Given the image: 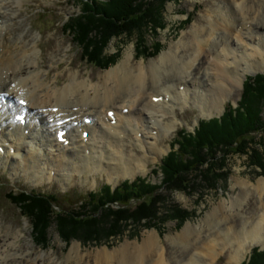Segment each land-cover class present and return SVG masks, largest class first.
Masks as SVG:
<instances>
[{
  "label": "bare ground",
  "instance_id": "obj_1",
  "mask_svg": "<svg viewBox=\"0 0 264 264\" xmlns=\"http://www.w3.org/2000/svg\"><path fill=\"white\" fill-rule=\"evenodd\" d=\"M22 8L23 0H0V166L13 160L40 179L44 161L54 156L62 161L60 169L58 161H53L46 177L67 182L75 172L104 170L126 177L147 171L137 152L124 148L123 129L133 132V140L145 151L161 154L162 148L157 146L160 136L178 127L176 120L165 119L177 106L194 103L204 115H214L224 109L226 99L237 82L242 84L250 68L264 65V60L252 59L257 55L264 59V24L263 28L257 24L264 16V0H222L216 9L206 10L203 26L199 23L190 29L188 42L181 39L170 45L147 66L140 62L133 67L129 50L107 70L102 81L81 79L77 73L61 83L57 77L49 79L47 70L39 69V38L28 31ZM206 31L208 36L204 37ZM21 114H30L25 125L19 120ZM86 117H91L90 123H85ZM29 125L34 128L30 130ZM62 130L65 132L60 135ZM85 131L89 132L87 138ZM16 153L20 155L14 156ZM20 158L23 161L19 162ZM237 183L240 199L231 196L230 201L220 202L202 222L187 223L172 238V244L181 248L173 262L152 231L141 244L125 242L112 253L105 248L98 250L93 264H217L216 258L227 253L228 264H240L250 248L264 247V210L257 221L245 218L241 208L251 185ZM252 186L263 199L264 178ZM235 215L245 219L238 225L229 223L237 218L226 221ZM19 237L3 233L0 224V264H92L84 260L78 244L74 243L62 262L53 252L36 254L30 243L18 242ZM198 244V256L184 258L185 250Z\"/></svg>",
  "mask_w": 264,
  "mask_h": 264
},
{
  "label": "rangeland",
  "instance_id": "obj_2",
  "mask_svg": "<svg viewBox=\"0 0 264 264\" xmlns=\"http://www.w3.org/2000/svg\"><path fill=\"white\" fill-rule=\"evenodd\" d=\"M221 2L222 0H170L165 2L160 11L161 17L165 22L164 26L158 28L155 33L148 30L145 32V30H143L141 36H139L142 38L141 45L136 43L138 37L136 33L131 35L123 34L120 37H112L105 44L102 55L115 57L114 62L106 67L93 65L84 60L81 47H79L78 43L74 41L73 34L67 30L66 24H69L72 19L80 18L86 13L83 11V0H23L21 14L27 19L28 31L32 32L39 38V45L42 49L41 58L38 59V62L40 63L39 69L47 70L49 79L53 80L57 77L61 83H67L72 74L78 73L81 79L92 78V82H99L102 81V76L107 70L116 66L129 50L133 53L131 59L133 67H137L140 62L147 66L151 60L158 59L159 55L164 50H168L170 45L174 46V43L178 41L181 42V39L185 43L188 42L190 29L195 24L199 23V25L203 26L205 24L204 15L206 10L209 8L213 10L216 9ZM188 17H190V19ZM263 17L264 16L257 20V24L259 22L262 28V25L264 24ZM17 30V27L14 28L12 30V35H14ZM184 32H186V34L183 36L182 34ZM207 36L208 33L206 31L204 37ZM259 39L260 37H258L255 42H258ZM155 42L160 44V50L156 54H154V49L152 48ZM145 47H147L148 52L151 53H146V55L141 54V49ZM254 58H257L261 62L264 60L263 58L258 57V55L254 56L252 59ZM250 70L251 72L245 76L242 84L237 82V85L224 103V109L220 112H216L211 116L204 115L197 105L191 103L184 108L177 106L175 112L169 113L165 119L169 121L176 120L178 127L174 132L160 136L157 146L162 148L163 152L161 154H154L145 151L141 147L139 141L133 140L134 133L123 129L122 135L124 138V148L127 149L126 151L129 150L130 153L133 151L135 153L137 152L138 156H140L143 162L147 164V171L145 172L140 171L134 176L126 177L109 175L104 170L94 171L87 174L86 172H75L70 182H67L59 177L51 179L46 177V175L53 169L52 162L58 161L55 156L44 161V175L42 176V179L34 177L36 173H27L24 165L17 166L13 160H9L8 163H3L0 166V224L3 233H7L8 236L19 234L20 237L18 242L30 243V247L33 248V251L36 252V254L46 251L53 252L55 256L63 262L69 255L70 249L73 247L74 243L80 246L84 260L92 261L93 256L98 250L105 248L112 253L117 247L125 242L141 244L147 239L149 232L155 231L160 238V245L166 248V256H168L169 260L173 262L176 256L180 255L181 248L172 244V238L177 236L187 223L195 225L202 222L206 217V214L211 212L220 202L224 200L230 201L231 196L240 199L241 187L239 183H237L238 181L251 185V190L249 189L250 191H248V196L243 203L241 213L247 216L245 218L257 221L258 218L262 217V214L260 213L264 210V194L262 196L263 199H260L258 194L253 191L252 185H255L260 178H264V172L262 168L252 164L249 155L229 154L224 161L226 164L225 167L219 172L223 175H220L222 179H219L216 189H208L203 193L187 190L168 192L165 185L162 184L163 173H161L162 160L170 152L177 132L182 128H186L188 132H194L200 120L220 117L230 105L236 108L242 98L244 83L247 80V77L264 74V65L259 66L256 70L251 68ZM143 115H147V113L143 112ZM28 116H30V114H27L25 118ZM34 118L35 116L32 115L31 121H33ZM31 128L34 127H30V130ZM30 130L28 133H30ZM254 140L257 144L252 145V148H257L260 157L264 161V131H259ZM252 148L249 149L250 152ZM110 149L112 150L111 147ZM18 155L20 154L16 153L14 156ZM90 155L93 157V151ZM218 155L221 156L223 153L219 151ZM20 161H23V159L20 158L19 162ZM138 161L139 158L137 157V162ZM61 162L62 161H58V170L60 169L59 165ZM138 177L145 178L147 181L154 184H162L161 189H159L162 199L158 203V213L156 215L158 223H156V220H152V223H149L148 226L144 225L145 221L134 225L128 223L120 234L103 238L100 242L94 240L84 242L79 238H73L66 241L60 235L56 225L53 223L49 229V242L46 244H36L30 219L24 216L17 205L11 201L10 195L11 192L18 190L36 191L47 194L51 193L56 194L59 197L63 195L66 196L67 194L72 197L71 200L68 199L69 203H73L77 198L82 197L89 192H99L100 188L106 184L115 187L124 180H133ZM63 200L64 199H62V201ZM112 206L118 208L116 203H113ZM133 206H135V204H133ZM176 208L183 209V212L186 210V218L184 217L182 220V218L178 219L174 217L173 214H175ZM258 214L260 215L258 216ZM238 217V215L228 216L226 221L233 220L232 218H237V220L229 223H235L238 225L245 219ZM201 244H198L194 248V245L189 246L185 250V253L187 252V254H185L184 258L189 254L193 258L197 257L201 252ZM256 247L261 248L260 245H255L250 248L247 256L240 264L248 259L253 248ZM218 251H220V249ZM228 256L229 253L216 258L217 264H228Z\"/></svg>",
  "mask_w": 264,
  "mask_h": 264
},
{
  "label": "trees",
  "instance_id": "obj_3",
  "mask_svg": "<svg viewBox=\"0 0 264 264\" xmlns=\"http://www.w3.org/2000/svg\"><path fill=\"white\" fill-rule=\"evenodd\" d=\"M83 1L86 13L66 24L67 30L81 47L84 60L106 67L115 57L102 55L105 44L112 37L136 33V43L141 45L139 36L143 30L155 33L164 26L160 11L170 0ZM152 48L156 54L160 44L155 42ZM141 50L143 55L151 53L147 47ZM259 131H264V74L247 77L236 108L230 105L220 118L201 120L194 132L186 129L178 132L172 150L161 163L162 184L168 192L203 193L216 189L222 179L220 175H223L219 172L225 167L224 161L229 154L249 155L252 164L264 172L260 153L257 148H252L257 144L254 139ZM219 151L223 155L219 156ZM162 184L140 177L134 181L125 180L114 189L106 184L99 192H89L71 204L68 199L72 197L67 194L60 198L51 193L18 190L10 195L11 201L30 219L36 244L49 242V229L53 223L66 241L79 238L84 242H100L120 234L128 223L134 225L145 221L144 225L148 226L155 221L162 199L159 192ZM113 203L118 208L113 207ZM173 216L183 220L187 211L176 208ZM242 264H264V250L253 248L250 259Z\"/></svg>",
  "mask_w": 264,
  "mask_h": 264
}]
</instances>
